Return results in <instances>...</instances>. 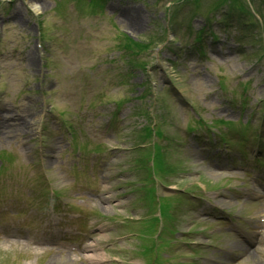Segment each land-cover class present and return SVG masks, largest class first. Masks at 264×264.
Instances as JSON below:
<instances>
[{"label": "rangeland", "instance_id": "1", "mask_svg": "<svg viewBox=\"0 0 264 264\" xmlns=\"http://www.w3.org/2000/svg\"><path fill=\"white\" fill-rule=\"evenodd\" d=\"M171 1L175 0H104L103 3L97 0H0V93L3 92L0 95V150L16 152L19 163L25 161L27 165L36 150H41L40 156H45L42 167L53 188L63 196L71 181L63 165V155L78 153L76 149L71 151L72 143L63 135V125L83 112L87 128H92L93 134L98 133L103 144L96 148L80 140V150L85 149L80 152L86 157L87 153L97 154L91 149L109 151L103 157L98 156L104 162L100 174L102 195L91 207L115 223L143 216L142 225L127 221V230L118 232L112 221L106 219L103 231L87 243V246L92 244L93 251H102L97 264H127L132 251L136 250L133 246L136 240L137 258L161 264L166 254L157 250L156 235L152 236L157 232L152 220L155 213L160 216L163 227L159 235L161 241L176 230L175 233L188 238L186 246L200 250L195 254L186 252L187 261L264 264V232L256 248L259 252L241 258L249 250L247 244L214 228L216 219L206 202L231 212L235 219L258 213L254 204H244L243 198L232 196L231 190L238 189L235 187L239 186L242 173L232 167L228 159L220 158L217 149L207 152L208 157L203 146L194 145L187 151L181 140L178 153L170 150L173 175L168 179L174 186L167 190L162 180L169 169L164 159L163 125L179 122L188 125V111L181 102L171 107L168 103L174 104L173 96L163 95L160 87L163 79H173L184 102L197 111V117L233 123L237 149L249 151L253 141L243 132L244 121L255 112L256 104L264 100V22L260 32L257 24L235 11L248 12L251 3L254 5L251 14L261 17L262 13L264 18V0H235L236 5L226 2L215 12L214 8L222 0H196L177 10L171 6ZM169 8L171 20H168ZM215 13V21L220 22L208 25L205 17L211 21ZM201 28H204L202 32L211 31L215 40L208 35L204 52L187 50L192 43V33L196 34ZM165 38L169 39L166 44ZM231 42L240 45L232 46ZM260 58L261 65H256ZM219 77H224L221 84ZM236 81L241 84L237 85ZM151 85L166 116H154L156 126L149 129L142 119L146 120L150 113L141 114L140 107L146 106L148 110V103L142 100ZM22 92L26 96L21 98ZM87 108L90 114L85 115ZM116 110L120 111L118 115L112 113ZM253 118L256 129L264 130L260 114ZM222 128L230 130L226 124ZM138 135L143 145L136 149L133 146ZM42 139L43 147L39 149L33 143ZM204 158L207 164L203 163ZM128 162L132 163L129 172L137 174L136 178L126 174ZM94 164L90 160L89 167L93 169ZM17 165L22 170V164ZM54 166H60L61 170L52 172ZM33 179L36 182V178L26 179L27 184L33 183ZM93 181L92 187L100 184ZM177 190H188L201 198L195 199L198 205L180 202L173 221L175 229L167 230L174 209L171 195L174 198ZM8 212L10 218L5 224L25 222L23 215ZM248 220L249 227L254 228V221ZM213 229L220 237L210 241L209 230ZM128 230L132 235L138 234L137 239L119 240L126 237ZM246 235L253 237L250 233ZM5 240L6 237L0 242V264H88L81 254L56 257L49 250L29 246L22 238L14 237L13 242Z\"/></svg>", "mask_w": 264, "mask_h": 264}]
</instances>
